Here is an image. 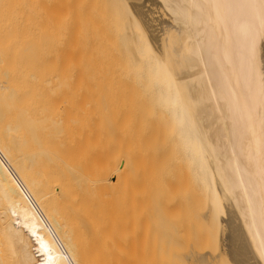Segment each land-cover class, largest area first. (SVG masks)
Segmentation results:
<instances>
[{"label":"bare ground","instance_id":"6f19581e","mask_svg":"<svg viewBox=\"0 0 264 264\" xmlns=\"http://www.w3.org/2000/svg\"><path fill=\"white\" fill-rule=\"evenodd\" d=\"M99 1L93 0L96 7L103 3L96 13L103 10L119 26L109 55L122 57L114 64L125 67L131 88L121 75L114 84L117 76L108 72L113 63L103 62L109 68L99 67L95 58L91 63L95 53L89 58L88 52L102 48L96 45L104 38L87 44L91 49L82 56L86 65L85 59L72 56L73 46L61 49L62 40L72 39L74 31L59 20L56 39L47 38L50 33L46 36L42 25L35 50L29 51L32 41L8 19L10 4L19 5V0H0V264H95L100 252L122 253L129 248L120 234L127 238L126 225L111 230L116 221L111 218L125 205L123 189L134 183L126 187L125 176L147 165L148 171L136 178L132 191H139L134 194L146 192L153 200L182 198L183 216L195 226V235L200 229L206 239L218 235L220 264H264V0ZM93 6L89 16L95 21L89 17L88 24L106 28V16L100 15L106 24L97 22ZM104 9L114 13L115 22ZM91 27L86 40L106 33L95 28L92 34ZM115 27L113 35L106 28L112 37ZM108 73L115 77L111 87L103 83L113 78ZM97 77L109 90L124 84L128 88L122 86V92L130 88L137 94L132 88L138 86L147 101L140 93L132 99L150 103L149 111L143 106L147 114L141 111L156 121L138 122L135 115L134 123L135 109L131 116L127 109L136 101L128 99L125 114L127 98L122 108L117 104L128 91L116 89L123 94L117 100L109 94L113 88L109 93L99 89ZM97 91L112 98L104 96L112 103L109 115L107 101ZM82 96L87 108L80 106ZM95 99L104 103V113ZM76 101L83 111L76 109ZM92 110L98 111L95 119ZM98 113L120 121H101L108 116ZM201 213L213 234L205 219L199 221ZM123 217L120 221H127Z\"/></svg>","mask_w":264,"mask_h":264},{"label":"rangeland","instance_id":"374dc122","mask_svg":"<svg viewBox=\"0 0 264 264\" xmlns=\"http://www.w3.org/2000/svg\"><path fill=\"white\" fill-rule=\"evenodd\" d=\"M90 3H89V2ZM92 1V2H91ZM94 1H98V0H94ZM101 1V0H100ZM100 1H99V3H100ZM105 1V0H104ZM19 5H16V4H14V3H12V4H10V7H9V11H7L8 13H10V16L8 17V19L10 20V23H11V25H12V27L13 28H16V30L18 31V29H20L19 31H18V33L21 35V36H26L27 37V40L30 42V41H32V43L33 44H31V48L29 49V51H31V50H35V39L38 37V35H39V32H40V28L42 27V25L44 26V28H45V34L46 33H50V35H48V34H46V36H47V38L49 37V36H51V37H49L50 38V40H52V41H54V39H56V33L55 34H53L55 31H56V24H57V22L59 21V20H61V23L64 25V24H66V25H68V26H71L72 28H73V31H74V34H73V37H72V39H63L62 40V43H61V49L63 50L64 49V47L67 45L69 48H70V46H73L72 47V49L71 50H74V55L72 54V56H76V58L77 59H79V57H81L80 59H82V60H84L86 57H84V58H82V56H85L86 55V53H87V51H89V50H87V48L88 47H90L89 45L87 46V44H90L91 42H93L94 41V43H95V41L96 40H98L97 41V43L99 42V40H101L102 38H104L105 39V37H101V36H103L104 34V36H106V38L107 39H109V40H111V42H109V40L107 41L106 39H105V41H103L104 39H102L101 40V43H103V42H105V44H101L100 42L96 45V44H94V45H96V46H98V48L97 49H99L100 47H102L103 48V46H104V48H105V51L102 49V48H100L99 50H96V48L94 47V45H92L93 47H94V49L95 50H93V49H91V47H90V49H91V51L90 52H88L89 53V58H90V53H95V56H94V54H92L94 57L92 58V56H91V63H92V59H94L96 62H98L99 63V67H101L102 68V66H103V68L104 67H108L109 68V66H105L104 64L105 63H113L112 65V69H113V67H114V69L113 70H117L116 71V73H115V71H112V69H110L108 72H114V74H116V76H117V78H115L114 77V75L112 74H110V73H108L109 74V78H110V76L111 77H113V78H110L111 80H109L108 78H106V79H108L107 81H105L103 78H104V76H103V81H105V82H103V83H105L106 84V82H108V84L110 85V87H111V83H112V80L114 81V78H115V82H114V84L117 86V84H116V79L118 80H120V78L122 77V78H124V79H126V76H125V74H126V70H124V68H122L120 65L121 64H118V62H120V59H122V57H119V54L117 53H113V54H115V56L113 55V56H110L111 54H112V52H113V50H110L112 47H114V46H116L115 44H114V41L112 40L113 38H114V40L115 39H117V34H116V32H118L117 30H116V28H118L117 26L115 27L114 25V23H112V21L111 20H109V21H111L110 22V24H111V26H109V28L107 27L108 25V23H109V21H108V16L107 15H105L104 13H103V10L101 9V8H99V9H101L102 10V12L100 13L99 12V14H97L98 13V11L99 10H97L98 8L97 7H102V5H103V3L102 4H100L99 6H93V3H95L94 5H96L97 3L96 2H93V0H24V1H22V0H19ZM107 2H108V0H107ZM89 4V5H88ZM91 4H92V6H93V8L95 7L96 9H92V11L93 12H97L96 14V17L97 16H99V17H97L96 18V21H97V19H99V21H97V22H102V23H107L106 25H104V24H102V26L104 25V26H106V28H108L109 29V31L111 30H113V28L115 27V33H114V37H112L111 35H109V33H111L112 34V32L110 31L109 33H108V31H107V29L104 27V28H99L98 27V29L96 28V27H93V26H95V25H97V24H95L96 22H94V25H92V27L94 28L93 30L91 29V32H92V34L93 33H95V28H96V30H99L100 29V32H102L103 31V29H105L104 31L106 32V33H101V35H100V33H95L96 35H94V36H92V41L90 40V38L89 39H87L86 40V38H87V36H86V29H89L90 27H91V24H90V22H89V24H88V21L90 20L89 19V15H90V7H91ZM104 5H105V7H106V4L104 3ZM89 6V7H88ZM107 6L108 7H106V9H109V11H110V13H111V11L112 10H110V5L109 4H107ZM106 9H104V11L106 10ZM106 11H108V10H106ZM105 11V12H106ZM92 12V13H93ZM94 13V14H95ZM107 14H109L108 12H106ZM113 13V12H112ZM101 14H104L105 16H106V19H105V16H100ZM114 14V13H113ZM113 14H109V15H113ZM94 16V15H93ZM93 16L92 17H90V18H93ZM114 16V15H113ZM103 17V18H102ZM111 18H114L113 19V22H115L114 20L116 19L115 18V16L114 17H112V16H110ZM68 18H69V20H68ZM100 18H101V20H100ZM110 18V19H111ZM102 19H105L106 21L104 22ZM93 20H94V18H93ZM92 20V21H93ZM95 21V20H94ZM100 22V23H101ZM118 23V25H119V22L116 20V24ZM93 24V23H92ZM109 24V25H110ZM114 24V25H113ZM89 25V27L87 28V26ZM99 26H101V24L99 25ZM101 26V27H102ZM114 26V27H113ZM50 27V28H49ZM91 27V28H92ZM113 27V28H112ZM112 28V29H111ZM102 30V31H101ZM103 31V32H104ZM90 32V33H91ZM97 32H99V31H97ZM89 32H88V34H89V36H91L92 34H90ZM51 34H53V36L51 35ZM106 34H108V36H110V37H107V35ZM116 34V35H115ZM54 35H55V37H54ZM113 35V34H112ZM98 36V38L97 39H94V38H96ZM99 37H100V39H99ZM112 38V39H111ZM90 41V42H89ZM107 41V42H106ZM89 42V43H88ZM113 42V43H112ZM116 42V41H115ZM93 44V43H92ZM111 44H113V45H111ZM101 45V46H100ZM108 45H109V47H111V48H109L108 47ZM106 46V47H105ZM104 51V53L102 52V50ZM114 49V48H113ZM87 50V51H86ZM101 50V51H100ZM101 53H103L104 55H99V53L100 52ZM112 51V52H111ZM96 52H98V54L96 53ZM111 52V53H110ZM115 52H117L116 51V47H115ZM33 53V52H32ZM105 53H106V55H105ZM109 53H110V55H109ZM67 54L69 55V49H68V52H67ZM96 54H97V56H96ZM105 58H104V57ZM109 56V57H108ZM118 58H117V57ZM88 57V56H87ZM101 57H103L104 59H106V57H107V59L109 60V58L112 60V58L114 59V61L112 60V62L111 61H108V60H104V59H102ZM114 57H116V58H114ZM101 58V59H100ZM79 59V60H80ZM98 59V60H97ZM100 60H101V62H100ZM115 60H119L118 62L116 61V64H114V62H115ZM85 61V63L84 64H88L89 63V61L88 62H86V59L84 60ZM104 61H106L105 63H103ZM108 61V62H107ZM123 61V60H122ZM77 62H80V61H77ZM76 62V63H77ZM81 63V62H80ZM121 63V62H120ZM86 64V65H87ZM100 64L102 65V66H100ZM108 64V65H109ZM123 64H124V62H123ZM119 65V66H118ZM111 66V65H110ZM117 66V67H116ZM122 66H124V65H122ZM108 68H106V69H108ZM116 68V69H115ZM117 68H119V69H117ZM124 71H123V70ZM100 70H102V69H100ZM119 70H120V72L121 71H123L122 73H120V74H118L117 75V72H119ZM107 71V70H106ZM103 73V70L102 71H100L99 73ZM104 72H105V70H104ZM102 73H101V75H102ZM106 73V72H105ZM105 73H103V74H105ZM122 74L124 75V76H122ZM106 75H107V73H106ZM119 75H121L120 76V78H118L119 77ZM97 76H100L99 74L97 75ZM100 77H102V76H100ZM108 77V76H107ZM98 78V77H97ZM121 78V79H122ZM124 79H122L123 81H122V83L124 82L125 84H128V83H131L130 81L127 83V81L129 80V78H127L126 79V81L124 80ZM98 82H100L101 80H99V78H98V80H97ZM97 81H96V83H97ZM120 82V81H119ZM119 82H118V84H119ZM103 83H102V85H101V82H100V85L102 86H100V88L99 89H104L105 87H109V86H105L104 88H103ZM98 84V83H97ZM120 84H121V82H120ZM99 85V84H98ZM114 85V86H115ZM122 85V84H121ZM129 85V87L131 88V86H130V84H128ZM128 85L127 86H125L124 84L121 86L122 88H124V86L125 87H127L128 88ZM97 86V85H96ZM112 87V88H110V90L112 89V92L111 93H109L110 92V90L109 89H107V88H105L106 89V91L110 94V96H111V94L114 96V97H117V100H120V95H123L124 94V92H125V90L126 89H124V92H122L123 91V89L120 87V85L118 86V88H116L117 90L119 89V93H120V89H121V92L123 93V94H120V95H118L119 93H118V91L115 89V87ZM98 87V86H97ZM94 89H95V91H96V89H98V88H96V87H93ZM130 88L129 89H127L126 91H130ZM93 89V90H94ZM132 89H136V90H134V91H137V94H141V96H140V94H139V96H140V99H142L143 97V95H142V91L138 88V86L137 87H135L134 86V88H132ZM139 89V90H138ZM109 90V91H108ZM115 90V91H114ZM101 91H103L104 92V90H101ZM101 91H99V92H101ZM105 91V95H107V92ZM128 91V92H129ZM131 91H133V90H131ZM139 91V92H138ZM98 91H97V93H99ZM115 92H117V94H115ZM126 92L128 95H127V97H124V96H121V101H117L118 103L117 104H120V102H121V104L119 105V106H121V105H123L124 106V104H125V106L123 107L124 108V110L123 109H121V110H123L124 111V114H125V112H126V109H127V105L128 104H126L127 102L129 103V100L128 99H132V94L134 93L135 95H136V98L138 99L139 98V96L135 93V92H133L132 94L129 92ZM114 93V94H113ZM94 95H92L94 98H96V96L97 95H99V94H95V92L93 93ZM104 94V93H103ZM108 94V95H109ZM100 95H102V92H101V94ZM105 95H102L103 97H102V99H101V96H98L97 97V101H98V98H99V100L101 99V101L103 100V102H106L107 101V103H106V107L107 106H109V107H111V104L112 103H110L109 102V100L107 99V98H109V96L107 95V100L105 101ZM117 95V96H116ZM126 95V94H125ZM130 95H131V98H130ZM89 95H85L84 97H88ZM112 96V97H113ZM129 96V97H128ZM138 96V97H137ZM83 97V96H82ZM82 97H80V100H82L81 102H82V105L80 104V106H83V103L85 102V99L86 98H82ZM91 97V96H90ZM89 97V98H90ZM91 98V99H88L87 98V100H88V102H90L89 100H91V102H94L93 101V99L94 98ZM123 97H124V99H123ZM126 98H127V101H126ZM83 99H84V101H83ZM110 100L112 99V98H109ZM116 99V98H115ZM115 99H113L114 101H115ZM139 99V100H140ZM144 99L145 98H143V103H146V101L147 100H145L144 101ZM132 100H134V99H132ZM138 100V101H139ZM95 101H96V99H95ZM97 101H96V104H98L97 103ZM124 101H126V102H124V104H122ZM134 101H136V99L134 100ZM77 102V101H76ZM90 102V103H91ZM116 102V101H115ZM140 102H142V101H140ZM80 103V101H78L75 105H76V109H78V107H79V109L81 108H85V106H86V104H84L85 106H83V107H80L78 104ZM102 103V102H101ZM137 103V104H136ZM89 104V103H88ZM96 104H94L93 103V109H98V111H99V108H97L96 106H94V105H96ZM103 105H104V103H102ZM102 104L100 105V104H98L99 106H100V109H101V107H102ZM110 104V105H109ZM114 104V106L112 107V108H116L115 107V105H117L116 103H113ZM148 104H150V103H148L147 102V104L146 105H148ZM91 105H92V103H91ZM97 105V106H98ZM135 105V106H134ZM142 105V107L141 108H139L140 106ZM141 105H140V103L139 102H133V104L131 103V106H129V109H130V107H131V109L130 110H128L127 109V111H132L131 113H129L130 114V116L131 115H133L134 114V112H133V110L137 113H135L134 114V117H133V119L135 118V115H138V117L137 118H135V119H137V120H139L138 122H140V120L141 121H143L144 120V122H145V120L147 121L148 119H149V121L148 122H151L150 121V119H151V117L149 118H145L144 116H145V113H146V110L147 111H149V107H150V105H149V107H147L146 105H143L142 103H141ZM118 106V105H117ZM117 107L115 110V113L117 112V110H120V109H118V108H120V107ZM132 106H134V107H132ZM143 106H146L147 107V109H146V107H143ZM96 107V108H95ZM104 107H105V105H104ZM106 107L105 108H103L102 107V113H104L105 111H103V110H105L106 109ZM109 107H107V109H106V113L109 115V111H107L108 109H109ZM136 107L137 108H139L140 109V111L142 110V108H143V112H144V110H145V113L143 114L142 113V111L141 112H139V111H137L136 110ZM74 108V107H73ZM74 108V109H75ZM86 108H87V106H86ZM89 108H91V106L89 107ZM121 108H122V106H121ZM75 109V110H76ZM80 109V110H81ZM75 110L74 111H72L73 112V115H76V117H78V118H80L79 116H77V114H75ZM80 110H77V111H80ZM85 110V109H84ZM88 110V109H87ZM110 111H111V109H109ZM112 110H114V109H112ZM82 111H83V109H82ZM86 111V110H85ZM97 111V112H98ZM123 111H122V113H123ZM86 112H89V111H86ZM85 112V113H86ZM97 112H95L94 113V111L92 110V115H94L93 117H94V119H95V117H96V115L95 114H97ZM112 112V111H111ZM81 113V112H80ZM84 113V112H83ZM82 113V114H83ZM85 113L83 114V115H85ZM94 113V114H93ZM101 113V112H100ZM105 113V114H106ZM114 113V112H113ZM113 113L111 114V116L113 115ZM118 114H120V117H122L121 115V111H120V113H119V111L117 112ZM133 113V114H132ZM138 113H142L141 114V116H139V114ZM91 113H89L88 115H89V117L91 116L90 115ZM105 114H100L99 115V113H98V115H99V117L100 116H108L107 114L105 115ZM118 114H116V115H118ZM123 114V115H124ZM127 114V113H126ZM147 114V113H146ZM78 115H79V113H78ZM87 115V116H88ZM128 115V114H127ZM144 115V116H143ZM86 116V115H85ZM84 116V117H85ZM125 116V115H124ZM129 116V117H130ZM145 118V119H143V117ZM93 117H91V118H89V119H92ZM115 117V115L112 117V118H110L109 119V116L108 117H106L107 119H104V120H101V119H99L98 117V120L97 121H99V120H101V121H106V120H110L111 122H113V121H115V122H119L120 120H118V119H120L119 117H117V121H116V117H115V120H113V118ZM126 117V116H125ZM124 117V119L126 120V118ZM128 117V116H127ZM131 117V118H132ZM139 117H142L141 119L139 118ZM146 117H147V115H146ZM86 118V117H85ZM96 118V119H97ZM101 118V117H100ZM139 118V119H138ZM81 119H84L83 117L81 118ZM113 121H112V120ZM134 119V120H135ZM153 120H155L156 118H152ZM151 119V120H152ZM127 120H128V118H127ZM130 120V119H129ZM133 120V121H134ZM152 120V121H153ZM92 121H93V119H92ZM95 122H96V120H94ZM109 121V122H110ZM130 121H132V119L130 120ZM132 121V122H133ZM156 121V120H155ZM155 121H153V122H155ZM158 121V120H157ZM107 122V121H106ZM122 122V121H121ZM124 122V121H123ZM126 122V121H125ZM137 121L135 120L134 121V123H136ZM131 123V122H130ZM146 171H148V165L145 167V168H139V171L138 172H132L131 173V176H129L128 175V173H127V175L129 176V178L130 179H134V180H128V176H125V181L127 180L130 184H127V183H125L124 182V185H126V187H127V185H128V187L130 186V185H132L131 183H133V181H134V183H133V185H135V182L137 181V177H139V176H141V175H143ZM125 173V174H126ZM137 184V183H136ZM123 185V188H125V186ZM133 185L131 186L132 188H134L135 186H138V185H135L134 187H133ZM132 188H126V189H123V191L125 190V194H126V197H125V194H124V201H123V203L125 204H123V205H120V206H118V209H119V211L121 210V206H123V208H122V210L124 209V211H120V213L122 212H124L123 214V216H126V218H127V221H120V220H122V218H124L123 216H121L122 214H120L119 212H118V210H117V214L119 213L120 214V216L119 217H121V219H119V217H118V215L115 217L114 215H113V218H111V219H114V220H116L114 223H116V222H121V223H119V225H118V223L117 224H114L113 222H111L110 224H111V226H114V227H110V229L112 230V228H114V229H116V225H117V227L118 226H120V224H122V223H124L125 222V224L124 225H126V230H125V227H123L124 229H122L123 231H126L127 233H126V235H127V238H125V239H122L123 238V236H124V234L122 235V233H121V231H120V234H121V236H122V238L119 236V240H120V238H121V240H125L124 241V248L126 247V244H127V246H129V248L130 247H132V248H128L127 247V249L126 250H124L123 252H122V250H121V252L122 253H116V252H111V253H99L98 255H97V259H98V262L97 263H95V264H168L169 263V261H168V256L170 255V259L171 260H173V262L172 261H170L171 263H169V264H207L208 262H211L212 264H220L218 261L221 259V248H220V243L218 242L219 241V237H218V235H217V238H215V240H214V237H215V235H216V233L214 232L215 230H214V228L210 225V227H212V229H213V232H214V236L213 235H211V234H213V232L211 231V229H209L208 228V226L209 225H207V224H209V222H208V219H207V216L205 217L204 216V214L206 215V213H207V209L206 208H202V209H206V211L205 212H203V213H201V215H203L200 219H199V221L201 220H203V219H205L204 220V222H206V228H208L209 230H210V232H212V233H209L211 236L208 238V239H206V235H204V231L205 230H203V229H200V230H198V236L197 235H195V233H197V231L195 232V230L194 229H192V228H194L195 226L192 224V223H189V221L187 220V218L185 217V216H183V214H184V207H185V205L183 206V204H185V202L182 204V205H180L181 204V202H183V200H182V198H180L181 199V201H180V199L179 200H175L174 198H171V197H168L167 196V198L165 197L164 199H162V200H153L152 198H149V196L147 195V193L146 192H143L141 195H139L140 194V192H137L136 194H134L137 190L139 191V189H137V190H135L134 191V189L136 188H134L133 189V191H134V193H133V191H132ZM136 195H138V196H136ZM167 195V193L165 194V196ZM125 199H126V201H125ZM179 201V202H178ZM183 206V207H182ZM121 207V208H120ZM182 209V210H181ZM202 209H200V210H202ZM183 211V212H182ZM116 213V211H113V213ZM200 212V211H199ZM175 215V216H174ZM179 216V217H178ZM110 217H112L111 216V214H110ZM115 217V218H114ZM118 217V218H117ZM185 217V218H184ZM118 219V221H117V219ZM108 220H109V218H108ZM112 221V220H111ZM181 221V222H180ZM200 221V222H201ZM109 222H110V220H109ZM177 224H176V223ZM203 222V221H202ZM201 222V223H202ZM203 222V223H204ZM201 223H199L198 225H201ZM123 225V224H122ZM182 225V226H181ZM178 226V227H177ZM204 226V224L202 225V227ZM108 227H109V225H108ZM197 227V226H196ZM199 228H200V226H199ZM118 229V228H117ZM116 229V230H117ZM119 229H121V228H119ZM118 229V230H119ZM196 229H198V228H196ZM208 229H206V234H207V232H209V230ZM108 230H109V228H108ZM190 230V231H189ZM202 230V231H201ZM200 231H201V233H200ZM110 232V231H109ZM111 233H115L114 231H111ZM125 233V232H124ZM190 233H193V234H190ZM109 234V233H108ZM117 234H119V233H117ZM178 234V235H177ZM109 235H112V234H109ZM113 236H116V234H113ZM118 236H116V238L118 237ZM197 236V237H196ZM207 236H209V235H207ZM111 238V237H110ZM120 240V241H121ZM216 240H218L217 241V243H219V244H217V243H215V241ZM123 241H121V245H123L122 243H123ZM155 241V242H154ZM126 242V243H125ZM153 243H156L155 244V247L153 246V248H156L157 247V249H153L152 248V245H153ZM158 243V244H157ZM159 243H161V244H159ZM215 244H217L218 246H215ZM160 245H162V246H160ZM123 248V249H124ZM129 249V250H128ZM221 249V250H220ZM179 256V257H178ZM176 258V259H175ZM206 258V259H205ZM169 259V260H170ZM208 259V260H207ZM206 262H205V261ZM168 261V262H167ZM214 262V263H213ZM223 264V263H222Z\"/></svg>","mask_w":264,"mask_h":264},{"label":"built area","instance_id":"2783aa9c","mask_svg":"<svg viewBox=\"0 0 264 264\" xmlns=\"http://www.w3.org/2000/svg\"><path fill=\"white\" fill-rule=\"evenodd\" d=\"M17 179H19V178L17 177Z\"/></svg>","mask_w":264,"mask_h":264}]
</instances>
